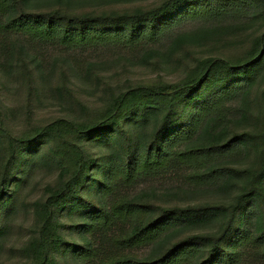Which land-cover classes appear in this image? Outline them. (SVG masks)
Masks as SVG:
<instances>
[{"label": "trees", "instance_id": "16d2710c", "mask_svg": "<svg viewBox=\"0 0 264 264\" xmlns=\"http://www.w3.org/2000/svg\"><path fill=\"white\" fill-rule=\"evenodd\" d=\"M29 2L0 0V53L7 72L16 71L29 81L30 94L35 75L39 73L37 82L46 76L29 42L69 50L117 51L120 60L136 59V53L128 52L139 50L141 62L148 64L154 59L166 62L183 52L194 64L180 81L111 94L103 114L91 123L75 121L64 127L56 122L15 139L0 128V148L5 152L0 164V241L8 232V218L17 210L28 175L46 160L39 145L57 132L55 144L62 151H50L60 158L58 182L47 188L46 200L35 204L37 231L23 248L32 264H244L247 248H255L250 254L264 260V86L263 114H254L250 100L251 88L264 77V23L256 28L264 18V0H164L150 9L94 13L33 11ZM245 18L252 25H244L241 19ZM191 22L196 25L183 28ZM244 28L253 31L243 37ZM227 37L234 40L230 43L247 47L244 56H195L190 51ZM56 61L67 89L69 72L88 78L103 65L89 61L79 69L73 61L68 65ZM241 92L245 98L234 112L230 102ZM236 113L244 120L253 116L261 128L254 133L232 132ZM184 115L187 120L178 126ZM86 141L101 152L89 156L82 144ZM113 143L114 151L109 148ZM247 148L253 149L257 160L245 169L231 166ZM118 149L124 153L120 155ZM99 160L104 163L94 167ZM173 171H181L189 186L232 194L231 202L186 209L158 207L156 214L145 192L129 193ZM98 173L102 174L99 180ZM96 191L99 201L93 202ZM63 210L84 219L65 223L58 216ZM218 219L222 221L215 232L194 233L155 255L177 233L178 229L169 232L176 225ZM72 230L83 236V243L72 239ZM148 246L154 247L149 256L134 253Z\"/></svg>", "mask_w": 264, "mask_h": 264}, {"label": "rangeland", "instance_id": "374dc122", "mask_svg": "<svg viewBox=\"0 0 264 264\" xmlns=\"http://www.w3.org/2000/svg\"><path fill=\"white\" fill-rule=\"evenodd\" d=\"M164 0H30L28 8L33 11H44L50 9H62L74 13H94L107 10H134L137 7L150 9L159 5ZM253 10V9H252ZM251 11V10H249ZM251 19L252 16L248 15ZM244 25H252L248 19H241ZM264 23V18L256 24V28ZM194 23H188L183 28L189 29ZM240 34L244 37L246 34L251 33L253 29L244 28ZM234 41L231 37L218 43H208L209 45L202 48H191L192 55L209 56L213 54H220L226 58H240L245 55L247 47H239L237 43H230ZM236 44V46L234 45ZM27 46L33 54L37 55L39 61L43 63V70L46 78L39 80L37 77L34 81V91L32 94L28 93L29 81L23 78L21 74L7 72L5 67V57H1L0 62L3 64L0 67V128L5 132L11 134L12 138H17L23 133L33 132L36 128H43L47 125L60 123L61 126L70 127L72 122L86 121L94 122L96 117H100L106 107L110 103L111 94H119L123 90H130L132 87L140 85H160L165 83H173L184 79L193 66L194 61L188 55L182 54L180 57L174 56L166 62L163 60L158 63L156 59L151 63H142L139 50L137 52H128L129 55L135 54L131 60H123L117 58V51L110 53L105 49L99 50H69L63 47H58L52 44L43 42H29ZM177 58V59H176ZM61 60V63L72 64L79 69L85 67L89 61H101L103 65L94 70L93 75L88 78L77 77L69 72L67 84L69 89L63 87L60 76V69L56 60ZM55 66V67H54ZM100 72H98V70ZM81 71V70H80ZM82 72V71H81ZM98 74V76H95ZM232 79V78H231ZM264 86V77L261 76L254 85L250 92L251 109L256 115L263 114L262 106L263 100L261 99V91ZM220 91V87L216 92ZM244 92V89H243ZM241 92L239 96L235 97L231 102L232 108H236L241 100L245 98V94ZM214 94V93H213ZM212 95V94H211ZM233 123L232 132L238 130L241 133H254L257 132L262 124L258 125L256 119L251 116L249 119H243L239 113L232 115ZM121 123L126 120L123 117ZM187 120V115H184L178 126ZM129 126V125H128ZM116 129V127H114ZM113 133L117 137V133ZM147 132H150L148 127ZM231 132V131H230ZM116 135V136H115ZM45 144L42 146L45 153L46 160L35 168L28 175L25 185L20 191V199L17 203V210L12 213L8 218V232L0 241V264H32V258L23 252L24 246L27 245L30 238L35 235L37 231V218L34 213L35 204L46 200L49 196L47 188L51 185H56L59 177L58 161L60 158L50 149L56 152H61V148H57L55 144L58 140L57 132H53L48 136ZM87 150L89 156L95 157V153L101 152L97 146H92L91 142L82 143ZM183 146V145H182ZM117 145L114 143L109 145L110 150H116ZM120 155L124 152L118 149ZM5 152L0 148V164L4 161ZM100 159V155H97ZM257 154L253 149L247 148L243 153L235 158H239V162L233 163L231 166H240L245 169L251 166L257 159ZM127 157V156H126ZM99 160L97 164H103ZM105 168L107 165H103ZM97 172L94 170L93 175ZM2 168L0 167V178ZM181 171H173L165 173L156 178L150 179L129 190L130 194L137 195L145 192L146 196L156 206V214L159 213L158 207L164 208H188L198 207L207 203H221L231 202L232 194L216 192L214 188H196L189 186L184 179ZM102 177L101 173L96 175L99 180ZM13 185V184H12ZM124 191V189H123ZM127 192V190H125ZM86 192V191H84ZM94 193L93 202H98L99 192ZM98 200V201H97ZM69 212V211H68ZM66 211L59 212L58 216L63 222H76L83 221V216L78 218L72 217ZM78 215V214H77ZM76 215V216H77ZM221 219L215 220L213 223H182L176 225L172 230H177L171 239H169L163 248H155V255L161 254L165 247L170 243L183 241L194 233H207L215 232L221 224ZM65 233L69 232L68 228L64 229ZM168 232V233H169ZM65 233L63 232L64 236ZM71 238V235H69ZM68 237V239H69ZM78 240L83 243V236H79L72 230V239ZM82 240V242L80 241ZM153 246H148L140 250H134V253L139 257L144 258L149 256L152 252ZM247 255L245 256L244 264H264L258 256L250 254L255 252V248H247ZM77 262V261H76ZM75 264V262H72Z\"/></svg>", "mask_w": 264, "mask_h": 264}]
</instances>
